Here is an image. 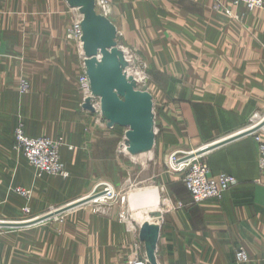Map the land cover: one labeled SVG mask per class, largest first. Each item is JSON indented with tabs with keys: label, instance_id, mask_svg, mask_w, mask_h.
Masks as SVG:
<instances>
[{
	"label": "crops",
	"instance_id": "crops-1",
	"mask_svg": "<svg viewBox=\"0 0 264 264\" xmlns=\"http://www.w3.org/2000/svg\"><path fill=\"white\" fill-rule=\"evenodd\" d=\"M97 1L94 13L116 30L117 45L121 42L126 49L121 52L148 66L152 92H147L154 115L156 105L165 107L160 108L161 121L171 127L162 136L154 132V125L152 130L158 154L189 152L224 141L249 129L255 115L264 114V8L248 11L233 0H104L103 13ZM216 2L221 3L220 11ZM87 9L89 5L76 0L0 3V222H21L24 217L26 201L14 188L32 189L31 214L39 217L63 203L76 182L36 177L13 150L20 123L29 136H53L60 130L55 136L63 134L66 139L62 155L73 171L90 169L104 140L98 120L82 109L79 78L87 58L81 51L84 34L81 30L77 37L73 29L82 24ZM23 79L31 86L24 95L19 91ZM153 145L134 156L141 158L148 150L143 157L151 158ZM202 157L212 175L225 172L238 179V186L222 201L193 204L182 176L169 171L145 178L155 187L130 196L137 219L150 225L160 222L158 264H239V250L248 252L249 264H264V176L254 138L230 141ZM176 202L183 207L172 208ZM82 212L78 248L86 251L88 263L119 264L118 258L102 253L118 252V246L124 249L130 243L128 230L126 237L112 234V229L122 232L126 223ZM66 237L56 235L52 240L61 264H71V241ZM34 249L32 244V255Z\"/></svg>",
	"mask_w": 264,
	"mask_h": 264
},
{
	"label": "rangeland",
	"instance_id": "rangeland-1",
	"mask_svg": "<svg viewBox=\"0 0 264 264\" xmlns=\"http://www.w3.org/2000/svg\"><path fill=\"white\" fill-rule=\"evenodd\" d=\"M218 3L221 4L220 2H216V4ZM97 5L102 8L103 13L105 9H107L106 8L107 2L104 0H98ZM74 33H75V28L73 29V34ZM119 43L120 44L117 45L114 49L117 52L116 59L118 63L119 62L124 63V66H121V63H120V66L123 72L131 76L130 77L132 78L131 82L133 83L134 81L133 84L135 85L136 90L141 91V92H147V91L152 92V89H151L152 79H151V76L149 77V74H148V66H146V64L144 63L142 59H136L133 57L130 58L129 53L124 54V52H121L123 50L125 51L126 49H123V45L121 42ZM83 45L84 44L81 43V46H82L81 51H84ZM85 72L87 73L86 66L84 67V71L81 75H83ZM124 77H125V74H124ZM23 80L29 83L27 79H23ZM79 82H80V78H79ZM30 90H31V86H30L29 92ZM19 91L21 93L20 88H19ZM81 91H82V94H84L82 109L84 111L89 112L91 115L94 116L95 119L98 120L99 124L101 125L105 133L104 140L102 139L103 141L98 145V149L96 150V153L93 156L94 158H92L90 169L86 171H77V170L73 171L68 168L64 160V157L62 155L63 149L68 146L67 141L64 138L63 134H59L58 136H55L58 134V132H60V130H56L57 134L53 136H50V135L29 136L26 132L24 123H20L17 126V128L22 127L25 134L29 137H33V138L43 137V138L51 139L53 141L62 140L63 146L61 147V150H60V156H61V162L65 166L66 171L69 175L67 178H64L61 176H51L47 174L40 175L39 173H37V170L27 162L25 157L21 153L14 150L15 135H14V142H13V150L19 155H21L23 161L27 162V164L33 168V170L35 171L36 177L39 179L44 178V177H51L55 180L62 181V182L64 181L71 182L72 180L76 181L74 186L70 189V192L68 196L65 198V201L63 203H60L58 205H55L47 209L44 213H41L39 217H43L50 213H54L57 210L62 209L72 203L78 202L79 200H83L86 197H93V200L77 208H74L76 209V211L70 213L71 215L63 213L61 215L55 216L43 222L44 224H39L40 226H35L31 228L26 227V228L17 229V230H9L7 228H0V261H1V264H61L62 257L60 254L58 256V251L55 249V246L52 244V240L54 237H56V235H65V239L68 238L66 236L70 237L71 264H89L88 263L89 260H86V258L88 257L86 255V251L83 250L82 248H78L79 242L82 240V237H80V234L78 233V228H77L78 221H79V217H78L79 211H83L82 212L83 215L85 211H87V213L91 215H100V216H103L104 218H107L105 220L115 221L117 223H119V220L120 222H123V223L125 222L126 226L123 225L122 232L119 230L115 231V229H112V234L115 238L121 237V236L126 237V234H125L126 230H128L129 233L132 234L130 243L128 245L126 244L124 249H120L119 246H118V252L116 251L113 252L110 249H105L103 250V253H102L104 257L114 258V260L118 258L120 261L119 264H132L133 261H138L140 263L147 264V260H148L147 246H146L147 243L140 239V232H141V227L145 223H148V221L142 222L140 221V219H137L135 217L136 213L130 207V196L132 193L136 191H140L141 189H144L145 187H155L153 182L152 183L144 182L146 180L145 178L147 177L149 178V177H152L153 175H159L161 174L162 171H169L170 173L177 174L172 170L173 163L171 162V160H172L173 155L176 154V159L180 160L185 156V154H192L199 148L196 150L193 149V151H189V152L175 151L170 154L161 155L157 153V148H156V143H155L156 139H155L154 145L152 147L151 158L143 157L148 154V150H146L145 154L144 153L141 154L142 155L141 158H138L134 155L138 154L142 150L144 151V149H138L137 143L131 144V142L127 138L128 132L132 129H130V127H123V126H120L119 124H114L111 120H109V114H106L105 112H103L100 98L99 99L95 98L93 96L92 91H91L92 96L85 94V91L82 88H81ZM154 93L158 94L157 90H154ZM121 99L123 100V98ZM87 100H91L90 103L89 102L86 103ZM93 102H95V104ZM88 104L94 108L95 112H92L84 107V105L86 106ZM156 108H158V110L155 109L156 110L155 115H154L155 111L153 112V119L151 117L150 123L154 124V132L158 134L159 136L163 134L165 131H167L171 126L168 122L167 124L166 123L164 124L163 121H161V120H164V118H163V115L160 113L161 111L160 108H165V107H161V105H156ZM136 115L140 116V114H136L134 112L135 121H137V118H138ZM255 116L256 117H254L251 120L250 127L255 125L264 116V114L255 115ZM110 126H113V127H110ZM136 126L137 125L134 124L135 128ZM139 131L140 129H137V131H134L133 133H136ZM259 133H260V136L262 135V138L264 139V131L260 130ZM149 139H151V136L149 137ZM131 146H134V149H135L132 153L128 150V148ZM202 156H199V157H201V159H204L206 161V158ZM159 161L160 162L164 161L165 162L164 165L157 166L156 163ZM222 173H225V172H222ZM261 175L264 176V173H262ZM80 179H85L86 184L84 183L83 180L80 181ZM182 181H183V176H182ZM257 183L258 184L262 183L261 179L257 180ZM16 188H14V192ZM21 188L24 190L31 191V194L33 197L32 189H28L25 187H21ZM107 189L111 190L110 195L106 193ZM234 190L228 193H231ZM100 198H103V199H100ZM24 200L26 201L25 207L27 206L30 208L31 207L30 202L32 199L31 200L24 199ZM158 201L159 200L156 199L154 201L155 204H158ZM192 202H193V198H192ZM160 203H162L161 200H160ZM193 204L195 203L193 202ZM203 204L205 203L195 204V205H203ZM182 207H183V203L181 202H176L172 206V208L174 209H181ZM160 208H161V220H162L164 207L160 205ZM153 213H156V211H153ZM111 215L114 216L113 219L111 218ZM39 217L32 216L31 212L29 215L24 213V217L21 219V222L33 220ZM118 218L120 219L118 220ZM132 219L137 221L138 224L133 223L131 225ZM70 222L73 223V225L71 224L68 225V223ZM129 223L130 225H128ZM159 223L157 225L160 226ZM108 229L111 231V228H108ZM32 244L35 246V249H34L35 256L32 255L31 253ZM240 252L245 253V255L247 256V262L239 261V259L237 258V254ZM237 254H236V260L239 264H249L251 262V257L247 251L239 250L237 251ZM32 257L34 258L32 259ZM58 259H60V262L58 261ZM104 264H105V261H104Z\"/></svg>",
	"mask_w": 264,
	"mask_h": 264
},
{
	"label": "water",
	"instance_id": "water-1",
	"mask_svg": "<svg viewBox=\"0 0 264 264\" xmlns=\"http://www.w3.org/2000/svg\"><path fill=\"white\" fill-rule=\"evenodd\" d=\"M76 1L78 3L83 2L84 4L89 5V9H87L85 13L86 18L80 26L84 34L83 48L85 56L88 58L86 60V67L87 74L91 81L93 96L98 99L100 98L102 110L106 114H109V120L114 124H119L123 127H130V129H132L128 132L127 138L131 144H135L140 138L137 133H133L135 129L134 124H136L134 112L140 110L143 117L153 118L154 106L152 97L148 92L136 90L134 84H129L126 81L121 68V66H124V63H118L116 59L117 57L114 54L116 51L114 48L117 46L115 41L116 30L106 22L104 17L95 15V0ZM120 97L123 98V100ZM90 101L91 100H87L86 103H90ZM84 107L95 112L94 108L89 104L86 106L84 105ZM262 128H264V121L260 125L249 128L234 137L202 147L190 154L187 159L197 158L229 143L230 141L251 136L259 132ZM140 129L142 133H151L152 127L148 122H143L140 125ZM153 139L155 140V136H153ZM92 200L93 197H86L83 200H79L78 202L59 209L54 213L33 220L23 222H0V228L19 229L35 226ZM140 239L147 243V264H158L156 252L160 239V226L145 223L141 227Z\"/></svg>",
	"mask_w": 264,
	"mask_h": 264
},
{
	"label": "built area",
	"instance_id": "built-area-1",
	"mask_svg": "<svg viewBox=\"0 0 264 264\" xmlns=\"http://www.w3.org/2000/svg\"><path fill=\"white\" fill-rule=\"evenodd\" d=\"M2 1L4 0H0V3ZM233 4L235 6L243 5L248 11H255L264 8V0H233ZM215 9L220 11V5H216ZM226 13L228 15L230 14L229 11H226ZM81 30L80 24H77L75 27V36H79ZM80 83L85 94L92 96L91 81L86 72L81 75ZM29 89L30 84L27 81L22 80L20 84L21 93L26 94L29 92ZM93 103L95 104V102ZM261 130L264 131V128ZM252 136L257 144L259 168L261 172L264 173V139L262 138V135L260 136L259 132ZM62 146V140L53 141L43 137H29L25 134L22 127H18L15 132L14 150L21 153L27 162L34 167L40 175L47 174L64 178L69 176L65 166L61 162L60 150ZM189 155L190 154H185L182 159L178 160L176 159L175 154L172 156L171 162L174 164H172V170L183 176L185 187L192 196L195 204L221 201L228 192L234 190L238 186V180L236 177L227 173H220L214 176L212 175L209 164L204 159H201V157L187 159ZM15 192L26 200L32 199V194L29 190H24L21 187H18ZM106 193L110 195L111 190L107 189ZM23 212L29 215L31 210L26 206ZM237 258L241 262H247V256L243 252L238 253ZM132 264L145 263L133 261Z\"/></svg>",
	"mask_w": 264,
	"mask_h": 264
},
{
	"label": "bare ground",
	"instance_id": "bare-ground-1",
	"mask_svg": "<svg viewBox=\"0 0 264 264\" xmlns=\"http://www.w3.org/2000/svg\"><path fill=\"white\" fill-rule=\"evenodd\" d=\"M115 55H116V51H115V53H114ZM123 74H125V77H126V81L130 84H133L134 83V81H133V83L131 82L132 81V78H130L131 76L129 75V74H127V73H124L123 72ZM130 78V79H129ZM137 81V80H136ZM134 86V85H133ZM135 113L136 114H140V116H137L138 118H137V121H136V128L134 129V131H137V129H140V125H141V123H143V122H148L150 125H152L151 127H152V130H153V123H150V121H151V117H148V118H145V117H143L142 115H141V112H140V110H137V111H135ZM142 121V122H141ZM264 121V116L256 123V125L255 126H252V127H250V128H253V127H256L257 125H260L262 122ZM152 130H151V133H142L141 132V129H140V131L139 132H136L137 133V135H138V137L140 138L139 139V141L137 142V146H138V149H147V148H150L151 146H152V144L154 143V139L152 138V135H153V132H152ZM142 134H141V133ZM151 136V139H149V137ZM141 140V141H140ZM130 149H131V151H134L135 149H134V146H131L130 147ZM100 199H103V198H100ZM99 199V200H100ZM98 201V200H97ZM157 208L159 209V207L157 206ZM132 225V224H131ZM156 226V225H155Z\"/></svg>",
	"mask_w": 264,
	"mask_h": 264
}]
</instances>
